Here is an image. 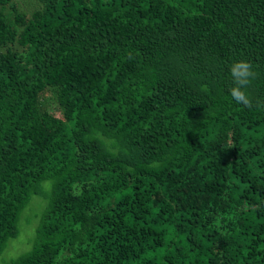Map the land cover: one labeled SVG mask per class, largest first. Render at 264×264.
I'll list each match as a JSON object with an SVG mask.
<instances>
[{
    "label": "trees",
    "instance_id": "1",
    "mask_svg": "<svg viewBox=\"0 0 264 264\" xmlns=\"http://www.w3.org/2000/svg\"><path fill=\"white\" fill-rule=\"evenodd\" d=\"M35 195L5 264H264V0H0V256Z\"/></svg>",
    "mask_w": 264,
    "mask_h": 264
},
{
    "label": "rangeland",
    "instance_id": "2",
    "mask_svg": "<svg viewBox=\"0 0 264 264\" xmlns=\"http://www.w3.org/2000/svg\"><path fill=\"white\" fill-rule=\"evenodd\" d=\"M49 187V182L45 183ZM46 201L39 196H33L29 205L22 213L19 221V234L15 239L10 240L0 256V264H5L9 260L26 252L31 247V240L36 228L35 215L39 214L45 207Z\"/></svg>",
    "mask_w": 264,
    "mask_h": 264
},
{
    "label": "clouds",
    "instance_id": "3",
    "mask_svg": "<svg viewBox=\"0 0 264 264\" xmlns=\"http://www.w3.org/2000/svg\"><path fill=\"white\" fill-rule=\"evenodd\" d=\"M230 74L233 81L229 89L231 98L245 107L252 108L254 102L249 93V86L256 77L252 63L246 59H240L232 63Z\"/></svg>",
    "mask_w": 264,
    "mask_h": 264
}]
</instances>
